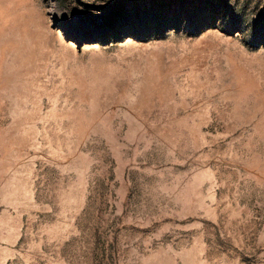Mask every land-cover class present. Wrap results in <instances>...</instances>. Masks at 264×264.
I'll use <instances>...</instances> for the list:
<instances>
[{"label":"rangeland","instance_id":"obj_1","mask_svg":"<svg viewBox=\"0 0 264 264\" xmlns=\"http://www.w3.org/2000/svg\"><path fill=\"white\" fill-rule=\"evenodd\" d=\"M0 264H264V0H0Z\"/></svg>","mask_w":264,"mask_h":264}]
</instances>
